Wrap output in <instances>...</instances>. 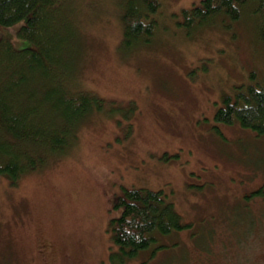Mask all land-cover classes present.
Returning a JSON list of instances; mask_svg holds the SVG:
<instances>
[{
	"label": "rangeland",
	"instance_id": "rangeland-1",
	"mask_svg": "<svg viewBox=\"0 0 264 264\" xmlns=\"http://www.w3.org/2000/svg\"><path fill=\"white\" fill-rule=\"evenodd\" d=\"M200 2L161 0L134 47L121 1L82 2L75 88L103 109L70 153L16 185L0 178V264H115L109 224L132 188L163 190L191 226L124 264H264V200L246 198L264 181V140L215 121L225 97L264 81V42L244 19L187 28L183 10ZM20 26L0 27L17 50L31 47Z\"/></svg>",
	"mask_w": 264,
	"mask_h": 264
},
{
	"label": "trees",
	"instance_id": "trees-1",
	"mask_svg": "<svg viewBox=\"0 0 264 264\" xmlns=\"http://www.w3.org/2000/svg\"><path fill=\"white\" fill-rule=\"evenodd\" d=\"M119 1L125 5V43L134 47L149 42L156 31L154 16L161 0ZM82 2L0 0V27L20 24L18 35L31 42V47L17 50L6 35L0 37V178L12 185L70 153L82 123L103 109L100 96L75 88L82 86L80 25L86 19ZM183 17L191 30L244 19L254 25L257 38L264 42V0H201L183 10ZM79 44L82 54L78 56ZM223 103L215 113L218 124L239 127L264 140L263 80L236 90ZM252 195L264 200V181L246 198ZM114 209L120 211L109 224L110 261L115 264L144 252L153 257L168 247L160 243L162 237L180 234L191 226L183 222L163 190L126 189L115 200Z\"/></svg>",
	"mask_w": 264,
	"mask_h": 264
}]
</instances>
